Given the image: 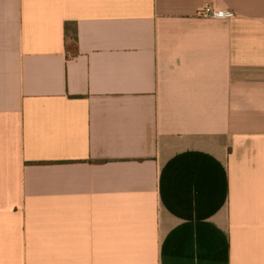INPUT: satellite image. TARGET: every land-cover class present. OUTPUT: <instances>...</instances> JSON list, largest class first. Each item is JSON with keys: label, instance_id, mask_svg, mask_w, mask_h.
Returning a JSON list of instances; mask_svg holds the SVG:
<instances>
[{"label": "crops", "instance_id": "1", "mask_svg": "<svg viewBox=\"0 0 264 264\" xmlns=\"http://www.w3.org/2000/svg\"><path fill=\"white\" fill-rule=\"evenodd\" d=\"M0 264H264V0H0Z\"/></svg>", "mask_w": 264, "mask_h": 264}, {"label": "built area", "instance_id": "2", "mask_svg": "<svg viewBox=\"0 0 264 264\" xmlns=\"http://www.w3.org/2000/svg\"><path fill=\"white\" fill-rule=\"evenodd\" d=\"M198 15L205 19L216 20H232L236 16L235 12L231 10H218L211 6H205Z\"/></svg>", "mask_w": 264, "mask_h": 264}, {"label": "trees", "instance_id": "3", "mask_svg": "<svg viewBox=\"0 0 264 264\" xmlns=\"http://www.w3.org/2000/svg\"><path fill=\"white\" fill-rule=\"evenodd\" d=\"M65 40L67 51L71 55L77 54L78 36L77 29H72L69 24L65 26Z\"/></svg>", "mask_w": 264, "mask_h": 264}]
</instances>
